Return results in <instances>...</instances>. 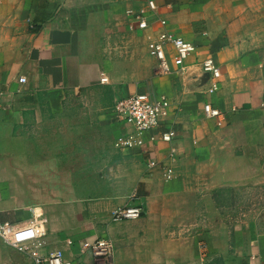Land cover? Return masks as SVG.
<instances>
[{"label": "crops", "instance_id": "obj_1", "mask_svg": "<svg viewBox=\"0 0 264 264\" xmlns=\"http://www.w3.org/2000/svg\"><path fill=\"white\" fill-rule=\"evenodd\" d=\"M147 1L0 0V221L44 235L40 254L66 264H95L82 245L97 239L113 243V264H264V0H151L140 30L126 12ZM164 29L198 50L181 73L166 47L172 73L147 88L167 116L143 147L116 149L130 129L112 103L139 74L109 82L101 62H149ZM207 57L214 94L197 66ZM126 205L147 215L111 222ZM0 264L35 263L0 238Z\"/></svg>", "mask_w": 264, "mask_h": 264}, {"label": "built area", "instance_id": "obj_2", "mask_svg": "<svg viewBox=\"0 0 264 264\" xmlns=\"http://www.w3.org/2000/svg\"><path fill=\"white\" fill-rule=\"evenodd\" d=\"M156 10V5L152 1H149L146 9L136 14L131 13L130 15L136 22L138 29L146 30L149 27V16H154L157 12ZM160 25H165V22L161 20ZM168 46L175 53V58L179 64L178 70L181 73H185L187 69L183 65L188 58L196 53V46L182 38L161 32L152 45L150 55L156 61L158 73L162 76L172 73L166 56V47ZM197 66L209 79L206 93L213 94L218 91L221 73L215 61L212 58H207L203 62L198 63ZM25 81L23 77L18 79L19 84H24ZM100 81L101 83L106 82L104 78H101ZM169 107L170 102L166 97L160 96L157 100H152L145 93L135 94L118 100L115 104L114 113L130 130L117 139L115 143L116 149L131 150L143 147L144 134L152 132L160 126L162 119L167 116ZM204 112L207 118L215 119L217 125L221 126L223 115L218 110L205 106ZM173 138L174 132L171 130L161 135V140L166 143H170ZM154 140V137L150 139V141ZM148 167L164 171L168 177L172 175L170 169H166L157 162H149ZM146 215L147 211L145 208L126 205L114 209L109 217L111 222L118 223L139 220ZM43 237L44 235L42 234L30 232L27 235H22L20 230L14 225L0 221V238H3L19 253L31 258L35 264H66L63 262L62 255L59 252H53L47 256L40 254V250L45 246ZM82 246L83 249L90 252L95 264H113L114 246L110 240L97 239L92 242H86Z\"/></svg>", "mask_w": 264, "mask_h": 264}, {"label": "rangeland", "instance_id": "obj_3", "mask_svg": "<svg viewBox=\"0 0 264 264\" xmlns=\"http://www.w3.org/2000/svg\"><path fill=\"white\" fill-rule=\"evenodd\" d=\"M149 1H151V0H149ZM149 1H147L146 2V5H145V7H143V8H140L139 10H136V11H133V10H128L127 12H126V14H127V16H130L131 18H132V16L130 15L131 13H138V12H140V11H143V9H146V7H147V3L149 2ZM155 5H156V7H157V12H158V10H159V7L157 6V4L154 2V1H152ZM157 12H156V14H157ZM156 14L154 15V16H149V24H150V19L152 18V17H155L156 16ZM133 19V18H132ZM134 20V19H133ZM160 21L161 20H159L158 21V23H159V25H160ZM162 21H164V20H162ZM135 22V21H134ZM165 22V21H164ZM136 23V22H135ZM137 25V24H136ZM161 26V25H160ZM165 26H166V22H165V25H163V26H161V27H163V28H165ZM138 28V27H137ZM149 28V27H148ZM147 30V29H146ZM161 33V32H160ZM159 33V34H160ZM162 33H168V34H170V35H172V36H175V37H179V36H176V35H174V34H172V33H170V32H168V31H166L165 29L162 31ZM159 34L157 35V37L155 38V41L157 40V38H158V36H159ZM179 38H182V37H179ZM183 39V38H182ZM151 40H153V39H151ZM183 40H185V39H183ZM154 41V42H155ZM153 42V43H154ZM153 45V44H152ZM151 48H152V46H151ZM196 50H198V47L196 46ZM151 51V50H150ZM149 56H150V60H149V62H144V64L142 63V61H135V62H125V61H122V62H116V61H107V62H101L102 64H104L105 66H106V68H103V70H105V71H107V73H108V78L109 77H111V75L113 74V76H115V77H117V78H119V80H121V79H124V78H126V73L127 72H130L131 71V69L137 74H139V76L138 77H136V79H135V84H140V87L139 88H136V91H135V93L134 94H132V95H135V94H140V93H145V94H147L148 96H149V91H148V88H149V86H151V82L152 81H154V80H158L159 78H162V75H160L159 73H158V70H157V63H156V61L151 57V55H150V52H149ZM207 58H210V57H207ZM207 58H205V59H207ZM205 59H203L202 61H200L199 63H201V62H203ZM130 64L132 65L133 64V66L132 67H130ZM149 64V66H147ZM217 65V64H216ZM218 66V65H217ZM20 78V77H19ZM18 78V79H19ZM24 78V77H23ZM102 78H104L105 80H106V82L105 83H107L108 82V78L106 77V76H102ZM221 78V77H220ZM18 79H17V82H18ZM26 80V79H25ZM101 80V79H100ZM26 82V81H25ZM101 82V81H100ZM109 82H110V78H109ZM105 83H103V84H105ZM19 84V83H18ZM25 84V83H24ZM24 84H19V85H24ZM219 88L218 89H220V80H219ZM147 86H148V88H147ZM219 91V90H218ZM218 91H216V92H218ZM216 92H214V93H216ZM213 93V94H214ZM5 95V92L4 91H1L0 92V99L3 97ZM105 94H103V96H104ZM132 95H130V96H132ZM86 97H88V99L90 100V99H94L95 100V98H90L89 97V95H86ZM91 97H94V96H91ZM163 97V96H162ZM118 101V100H117ZM116 101V102H117ZM169 101V100H168ZM116 102L114 101L113 103H112V105H113V112H114V108H115V104H116ZM1 106H2V104H1V101H0V108H1ZM214 109V108H213ZM115 114V113H114ZM117 117V116H116ZM118 118V117H117ZM217 122V121H216ZM218 126V125H217ZM126 131H124L123 132V134L125 133Z\"/></svg>", "mask_w": 264, "mask_h": 264}, {"label": "trees", "instance_id": "obj_4", "mask_svg": "<svg viewBox=\"0 0 264 264\" xmlns=\"http://www.w3.org/2000/svg\"><path fill=\"white\" fill-rule=\"evenodd\" d=\"M34 31H36V30H34Z\"/></svg>", "mask_w": 264, "mask_h": 264}]
</instances>
